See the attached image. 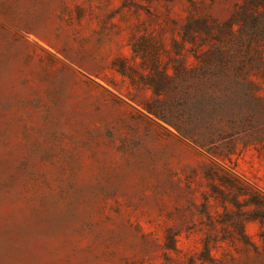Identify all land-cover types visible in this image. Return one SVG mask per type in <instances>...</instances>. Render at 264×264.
<instances>
[{"label":"rangeland","instance_id":"rangeland-1","mask_svg":"<svg viewBox=\"0 0 264 264\" xmlns=\"http://www.w3.org/2000/svg\"><path fill=\"white\" fill-rule=\"evenodd\" d=\"M0 264H264V0H0Z\"/></svg>","mask_w":264,"mask_h":264}]
</instances>
